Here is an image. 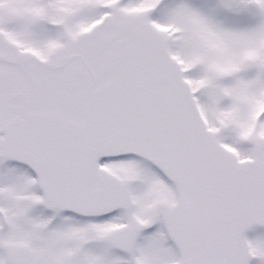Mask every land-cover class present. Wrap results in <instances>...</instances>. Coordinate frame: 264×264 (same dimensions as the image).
I'll use <instances>...</instances> for the list:
<instances>
[{"label":"snow or ice","instance_id":"obj_1","mask_svg":"<svg viewBox=\"0 0 264 264\" xmlns=\"http://www.w3.org/2000/svg\"><path fill=\"white\" fill-rule=\"evenodd\" d=\"M0 264H264V0H0Z\"/></svg>","mask_w":264,"mask_h":264}]
</instances>
